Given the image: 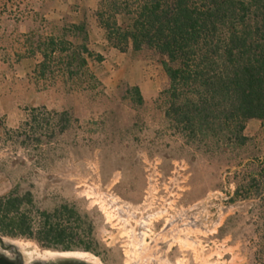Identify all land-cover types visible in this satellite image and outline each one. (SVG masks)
I'll return each instance as SVG.
<instances>
[{
    "label": "rangeland",
    "instance_id": "rangeland-1",
    "mask_svg": "<svg viewBox=\"0 0 264 264\" xmlns=\"http://www.w3.org/2000/svg\"><path fill=\"white\" fill-rule=\"evenodd\" d=\"M98 1L0 0V196L73 207L100 264H264V121L245 124L244 145L183 131L157 55L117 51ZM82 44L93 57L71 58Z\"/></svg>",
    "mask_w": 264,
    "mask_h": 264
},
{
    "label": "trees",
    "instance_id": "trees-1",
    "mask_svg": "<svg viewBox=\"0 0 264 264\" xmlns=\"http://www.w3.org/2000/svg\"><path fill=\"white\" fill-rule=\"evenodd\" d=\"M95 17L120 53L157 55L169 82L166 116L183 131L229 136L244 145L245 124L264 121V0H99ZM73 28L86 42L85 23ZM81 54L93 57L85 44L70 56ZM130 94L143 104L137 88ZM84 223L68 205L53 212L36 208L30 192L0 196L3 236L88 251L90 229H82Z\"/></svg>",
    "mask_w": 264,
    "mask_h": 264
},
{
    "label": "flooded vegetation",
    "instance_id": "flooded-vegetation-1",
    "mask_svg": "<svg viewBox=\"0 0 264 264\" xmlns=\"http://www.w3.org/2000/svg\"><path fill=\"white\" fill-rule=\"evenodd\" d=\"M84 253H75L73 250H61V252H47L43 255H30L20 250L19 246L10 242L0 235V264H57L56 259L60 256L69 255L77 257L81 261H86L88 264H100L98 261L85 256L91 250ZM81 264V263H71Z\"/></svg>",
    "mask_w": 264,
    "mask_h": 264
},
{
    "label": "water",
    "instance_id": "water-1",
    "mask_svg": "<svg viewBox=\"0 0 264 264\" xmlns=\"http://www.w3.org/2000/svg\"><path fill=\"white\" fill-rule=\"evenodd\" d=\"M57 264H71L74 262L81 263V264H88L86 261H81L77 257L64 255L60 256L58 259H56Z\"/></svg>",
    "mask_w": 264,
    "mask_h": 264
},
{
    "label": "bare ground",
    "instance_id": "bare-ground-1",
    "mask_svg": "<svg viewBox=\"0 0 264 264\" xmlns=\"http://www.w3.org/2000/svg\"><path fill=\"white\" fill-rule=\"evenodd\" d=\"M47 253V252H46Z\"/></svg>",
    "mask_w": 264,
    "mask_h": 264
}]
</instances>
